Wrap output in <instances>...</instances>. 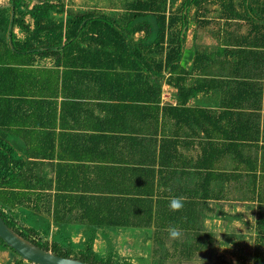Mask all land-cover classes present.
<instances>
[{"label": "trees", "instance_id": "16d2710c", "mask_svg": "<svg viewBox=\"0 0 264 264\" xmlns=\"http://www.w3.org/2000/svg\"><path fill=\"white\" fill-rule=\"evenodd\" d=\"M32 1L11 0L10 7L0 6V215L4 221L43 249L91 264H134L114 250L105 255L95 251L98 230H153L154 248L149 257L138 259L139 264H182L211 250L215 233L203 223L214 211L212 201L220 207L216 216L245 222L244 214L222 209L223 202L232 200L228 187L244 184L248 194L244 201L256 206L255 221L245 223L256 233L255 263L264 264V163L257 155L264 150L258 114L262 102L250 108L258 113L247 111L248 102H225L216 118L207 110L186 107L201 90H188V72L181 69L182 32L189 13L182 9L168 14L167 0H134L128 22L121 24L94 12L73 13L62 0L30 7ZM221 1L220 18L251 23L248 41L237 42L239 61L244 62L245 52L264 48V0H250L249 6L245 0L239 10L233 0ZM212 2L186 0L184 6H195L194 18L201 20ZM141 31L145 40L136 42L133 38ZM203 57L199 55L195 64ZM43 60L52 61V67H41ZM86 82L92 87L85 88ZM165 83L178 89V105H161ZM234 83L239 94L253 86L248 80ZM85 99L104 102L98 106L107 114L97 118L96 126L86 120L74 128L65 122L67 110L76 106V116L83 117ZM57 102L65 108L61 122ZM41 106H49V111L43 114ZM200 117L205 124L216 123V142L209 138L202 144V156L192 160L184 152L192 142L182 140L181 129L186 120ZM167 118L175 121L171 133ZM69 128L96 131V135L73 133V139ZM89 143L92 151L106 149L84 152ZM21 149L24 154H19ZM229 161L231 169L226 168ZM176 196L183 199L180 209L169 207ZM21 210L49 215L46 229L18 223ZM71 223L87 228L82 244L73 245L64 237ZM53 226L57 235L51 233ZM171 226L179 227L182 235L169 245ZM6 248L17 254L0 238V249Z\"/></svg>", "mask_w": 264, "mask_h": 264}, {"label": "crops", "instance_id": "0c3cea01", "mask_svg": "<svg viewBox=\"0 0 264 264\" xmlns=\"http://www.w3.org/2000/svg\"><path fill=\"white\" fill-rule=\"evenodd\" d=\"M42 1L44 0H33L30 4V7H33L35 4ZM50 1L58 2L60 0ZM133 1L134 0H62L66 8L73 13L94 12L111 17L121 24L128 22V15L131 13L128 9L130 8V5ZM243 1L245 0H233L237 10L242 8ZM249 1L250 0L247 1L248 6ZM185 2L186 0H167L166 8L168 14L169 12H177L178 10L182 9H184L185 13H189L188 23L183 28L182 32V36L185 38V43L183 45V59L181 62V69H185V71L188 72V74H185L187 77L186 85L188 90L192 88H194V90H201L196 91L195 96L189 100L186 107L196 110H207L210 112L212 117L216 118V112H222L223 104L225 102H248L246 109L250 113H258L250 108L254 102H262V110H260L258 114H260L259 121L261 122L260 127L262 138L264 139V48L256 49L254 54L245 52L243 60L244 62L239 61L240 57L239 54H237L238 50L241 48L238 46L237 42L248 41L251 31V23L240 19H230L226 21L223 18H220L219 15L223 5L221 0H215L214 3L212 2L207 5L209 13L206 14V19L196 20L194 18L196 7L184 6ZM0 6L10 7L11 0H0ZM27 20L29 22L31 21L30 18H27ZM16 32L18 33L19 38H23V35L19 33L18 30H16ZM145 37V31H141L137 32L133 39L136 42H139L141 40H145ZM222 48H225L226 52H221L220 50ZM188 52H192L191 56L188 55ZM148 55L152 56V53H149ZM199 55L204 56L203 60L195 64V61ZM39 64L41 67H52V62L50 60L40 61ZM171 70L172 69H169L166 76L169 75ZM205 79H207V82ZM242 80H248L253 84L251 90H249L248 93L244 92L243 94H239L241 91L235 86L234 82ZM227 81L229 83H226ZM86 86L90 88L92 87V84L86 82L85 88ZM93 88H95L94 85ZM92 92L93 91H89L88 94H93ZM177 93L178 89L174 85L165 83L163 102H161V105H178ZM62 103L63 102H57L58 122H61L62 114L65 111V108L62 110ZM82 103L85 107L86 114H83V117L76 116V106H70L65 116L66 123L73 125L75 128V125L78 123L80 124L86 120H90L93 125L96 126L97 118H105L107 112L102 110V105L101 107L98 106L104 102L93 99H85V101ZM39 111L45 114L46 111H49V106H45V108L44 106H41V108L39 107ZM167 121L169 123L167 130L169 133H171L175 130V121L171 118H167ZM256 121L258 122V120ZM203 122L205 121L202 117L190 121L186 120V123L181 129V133H183L182 140L192 142L191 145L193 146L190 150L184 149L186 155L192 160H198L199 157L202 156V144L208 141L209 138L216 142V123L212 124L207 122L205 124ZM205 128L208 133L211 134V136H208ZM57 131L60 132V129L58 128ZM68 132L71 134L70 136L73 137V139H76L74 136H72L73 133L83 136L96 135V131L90 130L81 131L78 129L75 131L69 128ZM21 143L23 142L21 141ZM84 149V152H98L100 150L104 151L106 148L101 146V149L92 151L93 149L91 143H89L84 147ZM113 152H118V149H113ZM19 154H24V149H21ZM257 155L264 163V150L262 152H258ZM230 164L231 169L233 163L230 162ZM51 174L54 176L52 171ZM194 184L195 182L189 183V185L192 186H194ZM213 185L215 187L216 182ZM214 204H216V201L211 202V206L214 211L208 213L207 217H205L206 219L210 217L213 219L216 218V208ZM21 213L23 214V220L21 217H19L21 220V225L27 228H30L32 225L28 219L35 220V225L37 223L36 220L39 221L41 219L50 218V216L45 213H35L30 212L29 210H21L20 214ZM27 215L32 216V218H30V216L28 217ZM34 216L36 219L33 218ZM51 231L53 232V235H57L59 233L58 228L54 226L52 227ZM65 231L64 237L67 235L73 237L74 242H76L78 245L85 242L88 233L85 225H80L77 223H71ZM146 234H149V236L153 235V230L101 229L97 231L94 249L95 251L101 252L104 255L112 250L115 252L123 251L124 248L127 250L128 246H131L132 248L142 245L144 240L143 235ZM149 240L153 242L151 237ZM19 260H22L20 256L11 250L0 249V264H15ZM24 263L25 262L22 261L21 264ZM26 263L32 264L30 262Z\"/></svg>", "mask_w": 264, "mask_h": 264}, {"label": "rangeland", "instance_id": "374dc122", "mask_svg": "<svg viewBox=\"0 0 264 264\" xmlns=\"http://www.w3.org/2000/svg\"><path fill=\"white\" fill-rule=\"evenodd\" d=\"M192 52H188L191 56ZM47 61V60H46ZM52 62V61H51ZM230 162L226 163L227 169H230ZM244 184H236L233 187H228V198L232 199L229 202H223L222 209L231 213H242L245 216V222H254L256 219V206L253 203L244 201L248 196L246 190L243 189ZM245 188V187H244ZM215 208H220L214 204ZM23 217V214H19ZM28 217L30 215H27ZM32 218V216H30ZM33 218L36 219L34 216ZM23 220V219H22ZM33 225L35 220H29ZM34 226H40L43 230L46 229V220H36ZM240 221H228L224 218L216 216V218H208L204 220L203 228L215 232V241L211 246V250L207 254H199L196 258L182 264H256L254 253V236L255 232L248 224ZM18 223H21L18 218ZM27 228V227H26ZM42 230H40V233ZM53 234V232L51 231ZM149 234L143 235V244L140 246H128V249L118 252L121 257L130 258L134 264H139V258L149 257L154 248L153 242ZM173 237L168 238L169 245L172 244ZM66 240L76 245L73 237L67 235ZM151 242V243H150ZM78 245V244H77ZM28 264V263H24ZM167 264H175L174 261H168Z\"/></svg>", "mask_w": 264, "mask_h": 264}, {"label": "water", "instance_id": "95a60500", "mask_svg": "<svg viewBox=\"0 0 264 264\" xmlns=\"http://www.w3.org/2000/svg\"><path fill=\"white\" fill-rule=\"evenodd\" d=\"M0 238L14 250L21 259L32 264H91L79 259L56 255L38 246L11 228L0 215Z\"/></svg>", "mask_w": 264, "mask_h": 264}, {"label": "clouds", "instance_id": "9594fccd", "mask_svg": "<svg viewBox=\"0 0 264 264\" xmlns=\"http://www.w3.org/2000/svg\"><path fill=\"white\" fill-rule=\"evenodd\" d=\"M169 207L172 209H180L183 207V199L179 196L173 197L169 202ZM169 235L173 238H178L182 235L181 229L177 226H171Z\"/></svg>", "mask_w": 264, "mask_h": 264}, {"label": "flooded vegetation", "instance_id": "af4514ba", "mask_svg": "<svg viewBox=\"0 0 264 264\" xmlns=\"http://www.w3.org/2000/svg\"><path fill=\"white\" fill-rule=\"evenodd\" d=\"M6 250H9V249L6 248ZM22 260H23V259H22ZM23 261H24V260H23ZM24 262H27V261H24Z\"/></svg>", "mask_w": 264, "mask_h": 264}]
</instances>
